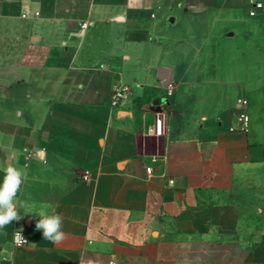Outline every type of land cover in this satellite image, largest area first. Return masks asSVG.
<instances>
[{
    "label": "crops",
    "instance_id": "crops-1",
    "mask_svg": "<svg viewBox=\"0 0 264 264\" xmlns=\"http://www.w3.org/2000/svg\"><path fill=\"white\" fill-rule=\"evenodd\" d=\"M251 1L0 0V183L23 170L30 220L0 228V264H264V11ZM243 8L253 45L229 41ZM119 83L131 88L112 107ZM41 210L63 216L62 242L36 230Z\"/></svg>",
    "mask_w": 264,
    "mask_h": 264
},
{
    "label": "clouds",
    "instance_id": "clouds-1",
    "mask_svg": "<svg viewBox=\"0 0 264 264\" xmlns=\"http://www.w3.org/2000/svg\"><path fill=\"white\" fill-rule=\"evenodd\" d=\"M6 159L8 158L6 157ZM4 171V179L0 183V228H4L20 218L16 197L25 177L23 170L11 164ZM36 216L39 219L36 221L35 227L36 230L42 232L43 239L58 244L66 238V233L63 231V216L50 214L44 210L38 212ZM18 235L22 236L20 232ZM87 264H93V262L89 260Z\"/></svg>",
    "mask_w": 264,
    "mask_h": 264
},
{
    "label": "built area",
    "instance_id": "built-area-1",
    "mask_svg": "<svg viewBox=\"0 0 264 264\" xmlns=\"http://www.w3.org/2000/svg\"><path fill=\"white\" fill-rule=\"evenodd\" d=\"M261 11H264V2L259 0H252L251 1V7L249 10V14L251 16H255ZM88 26L87 22H84L82 24V28H86ZM130 85L127 83H119L115 85L110 93V104L112 107H118L120 106L125 99L126 93L130 90ZM169 95H172V90L170 89ZM248 105V100L246 98H241L238 101V107L241 109L240 113L238 114V123L240 125V128L243 130H247L249 127L250 122V116L248 112L246 111V106ZM169 103L167 102L164 106H161L156 111V119L155 124L152 128V133L155 135H167L168 133V114H169ZM92 174L88 171L84 172L81 176L83 180H89L91 178ZM170 183H174L173 179H170ZM20 232V235L18 233ZM30 241V235L25 232V230L18 226L14 233H13V242L15 245H26ZM108 264H117V262L112 259L108 262Z\"/></svg>",
    "mask_w": 264,
    "mask_h": 264
},
{
    "label": "rangeland",
    "instance_id": "rangeland-1",
    "mask_svg": "<svg viewBox=\"0 0 264 264\" xmlns=\"http://www.w3.org/2000/svg\"><path fill=\"white\" fill-rule=\"evenodd\" d=\"M247 10L245 8L241 9L239 11V16H241L240 20H241V30H243V33H244V36L242 37L243 39H237V38H230V42L231 44L233 45H253L256 43L255 39L253 36H251V33L253 31V28L254 25H253V22L250 20V18H247ZM227 24L230 23V22H226ZM262 28L264 29V26H262ZM231 29H235L236 30V27H231ZM263 40H262V44H264V34L262 36ZM214 39V38H213Z\"/></svg>",
    "mask_w": 264,
    "mask_h": 264
},
{
    "label": "water",
    "instance_id": "water-1",
    "mask_svg": "<svg viewBox=\"0 0 264 264\" xmlns=\"http://www.w3.org/2000/svg\"><path fill=\"white\" fill-rule=\"evenodd\" d=\"M160 102V100H156L153 104L155 105V104H158ZM76 181L78 180V179H75ZM18 222L21 224V226L24 228L25 227V225H29L30 226V220L29 219H24L23 217H20L19 219H18Z\"/></svg>",
    "mask_w": 264,
    "mask_h": 264
}]
</instances>
